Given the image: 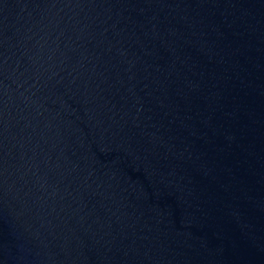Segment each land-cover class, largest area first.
I'll use <instances>...</instances> for the list:
<instances>
[{
	"label": "water",
	"instance_id": "95a60500",
	"mask_svg": "<svg viewBox=\"0 0 264 264\" xmlns=\"http://www.w3.org/2000/svg\"><path fill=\"white\" fill-rule=\"evenodd\" d=\"M0 264H264V0H0Z\"/></svg>",
	"mask_w": 264,
	"mask_h": 264
}]
</instances>
